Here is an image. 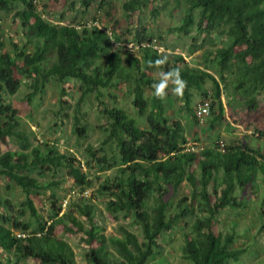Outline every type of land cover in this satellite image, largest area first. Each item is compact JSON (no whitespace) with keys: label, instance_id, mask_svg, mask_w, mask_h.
I'll return each instance as SVG.
<instances>
[{"label":"trees","instance_id":"1","mask_svg":"<svg viewBox=\"0 0 264 264\" xmlns=\"http://www.w3.org/2000/svg\"><path fill=\"white\" fill-rule=\"evenodd\" d=\"M174 2L181 13V23L175 30L186 35L196 32L203 42L201 48L210 45L203 67L192 66L181 54H159L152 48L140 50L137 57L130 56L126 65L121 52L113 50L114 43L125 36H115L113 28L104 23L58 24L38 10L37 0H0V8H18L15 16L26 42L22 46L14 42L10 51L0 29V176L9 186L12 183L21 188L26 196L15 203L0 189V264H24L29 260L77 264L76 252L61 234H82L84 258L91 264H148L162 234L171 232L196 211L199 214L192 231L185 235L183 247L190 264H229L241 254L240 249L232 247V236L216 233L215 220L221 210L240 205L239 188L248 189L259 172L264 175V154L244 142L227 144L223 140L201 151L189 149L183 124L167 113L153 84L171 73L166 80L178 82L179 88L182 82L178 94L190 114L196 117L192 100L198 92L212 100L214 121L221 120L225 113L223 86H231L234 94L245 99L244 112L233 121L263 139L264 103L259 97L264 94V0ZM141 5L140 0H132L125 9L133 13ZM216 35H221L226 44L218 45ZM136 37V42L157 38L141 33ZM157 60L164 62L157 64ZM157 71L159 78L153 76ZM68 78L80 83L81 102L96 93L109 119V136L103 147L88 146L85 159L62 153L42 140L32 146L17 109L7 100V95L17 93L24 80L34 88L35 96L44 92L53 79L63 85ZM118 78L129 84L128 97L132 96L143 121L130 116L124 107L103 100L105 91L118 88ZM209 81L213 82L211 90L207 88ZM74 126L80 137L86 135L79 118ZM13 139L21 143L22 149L11 148ZM97 167L115 168L113 176L98 180L96 193L106 198V210L113 216L133 217V223L141 227L142 240L125 225L119 226L121 236L104 233L101 209L84 195L96 185L90 170ZM60 168L67 170L82 194L74 209L58 208L55 220L49 223L40 218L31 195L43 187L39 177ZM184 181L193 188L192 199L186 197L176 212H169L166 197L177 192ZM54 184L45 187L53 189ZM16 207L18 217L11 215Z\"/></svg>","mask_w":264,"mask_h":264},{"label":"rangeland","instance_id":"2","mask_svg":"<svg viewBox=\"0 0 264 264\" xmlns=\"http://www.w3.org/2000/svg\"><path fill=\"white\" fill-rule=\"evenodd\" d=\"M130 1L132 0H37V7L47 19L54 23L78 26H93L94 24L101 26V23H104L107 27L113 28L115 36H125L122 41L118 40L114 43L113 50L121 52L126 65L129 63L130 56L140 55L139 51L131 50L128 46L141 33L148 37L156 35L168 53L183 55L186 62L192 66H204L205 52L210 45L206 43L201 48L203 42L196 32L186 35L175 30L181 23V13L176 11L174 0H140L141 7L133 13H128L125 5ZM17 9L16 6L10 10L0 8V29L4 35L6 48L10 51L14 49V42L20 43V46L26 43L22 39L23 34L19 21L16 20ZM108 32H111V29ZM215 37L218 45L226 44V40L221 35ZM103 60L106 62L107 58L104 57ZM50 65L51 62H49ZM212 72L219 77L213 68ZM153 76L159 78L161 74L157 71ZM117 83L119 84L117 89L105 91L106 97L103 100L109 101L112 106L124 107L130 116L143 121L135 110L132 96L128 97L130 92L127 81L118 78ZM79 85L78 81L70 78L63 85L53 79L46 85L44 92L34 96V88L24 80L17 93L7 95V100L18 111V117L23 129L30 136L32 146H37L42 140L54 144L60 148L62 153L75 154L84 159L88 146L91 145L98 149L103 147L104 140L109 136L106 131L109 119L101 110L105 105L102 104L96 93L87 95L81 102L82 93ZM177 88H179L178 82L166 80L164 95L161 99L167 108V113L183 124L189 139L187 147L201 151L204 148L213 147L217 141L223 140L227 144L244 142L249 144L251 149L259 150L264 154V138L258 139L253 136L254 130L243 129L241 125L233 121V117L239 118L244 112L245 99L234 94L231 86H223L225 106L223 118L214 121V116L210 114L204 124H200L196 117L190 114L185 100L176 91ZM207 88L209 90L213 88L212 81L208 82ZM111 93L115 97L110 95ZM204 99L198 92L194 93L192 100L194 110ZM259 99L264 103V94ZM76 118H79L85 125L86 135L80 137L75 132ZM11 148L20 150L22 145L13 139ZM108 149L109 145H106L107 152ZM114 172L115 168L101 170L100 167H97L90 170L91 178L96 182V185L86 191L84 195L91 198L93 203L101 209L103 213L101 225L107 236H121L119 226L125 225L142 240L141 227L133 223V217L123 214L120 216L111 215L105 207L106 198L96 193L99 186L98 180L104 181L105 178L113 176ZM36 176L38 175L36 174ZM38 179L41 180L43 187L38 191V194H32L31 197L41 219L53 223L58 208L74 209L82 190L67 175L65 168L50 170L46 176ZM48 183L56 184L53 189H50L45 187ZM0 189L3 195L15 203L26 199L21 188L12 183L9 186L2 176H0ZM192 191V186L188 181H184L177 192L167 195L166 199L170 204L169 212H176L179 202L185 200L186 197L190 201ZM237 196L240 205L229 206L217 215L216 233L222 234L224 237L232 236L234 238L232 247L241 250L239 257L231 260L229 264H264V175L259 172L248 189L239 188L237 190ZM66 203L67 205H65ZM18 214V207L11 210V215L14 217H18ZM198 214V211L195 214L190 213L177 223L171 232L162 234L158 241L159 247L156 254L149 259L148 264H190L184 257L183 247L185 235L192 231ZM82 236V234H61V237L69 242L76 252L77 264H91L84 258L85 248ZM24 264L39 263L29 260Z\"/></svg>","mask_w":264,"mask_h":264},{"label":"built area","instance_id":"3","mask_svg":"<svg viewBox=\"0 0 264 264\" xmlns=\"http://www.w3.org/2000/svg\"><path fill=\"white\" fill-rule=\"evenodd\" d=\"M109 33L112 34V31ZM128 47H130L132 50H137V51H140L144 48H152L159 54H163L167 51L162 41H160L158 38L143 40L141 42L132 41L129 43ZM211 106H212V102L209 98H205L202 102H200L197 105L195 109L196 117L201 124H204L207 118L210 116ZM65 205H67V203Z\"/></svg>","mask_w":264,"mask_h":264},{"label":"clouds","instance_id":"4","mask_svg":"<svg viewBox=\"0 0 264 264\" xmlns=\"http://www.w3.org/2000/svg\"><path fill=\"white\" fill-rule=\"evenodd\" d=\"M163 62H164L163 60H157L156 61L157 64H161ZM170 75H171V73L166 74L165 77L159 83H154L153 84V87L155 89V95L156 96L163 97V95H164V88L166 86V79H167V76H170ZM176 76H177V80L179 81V73H178V71L176 73ZM182 87H183V85H182V82H181V87L180 88H177L176 91L178 93L181 92Z\"/></svg>","mask_w":264,"mask_h":264}]
</instances>
